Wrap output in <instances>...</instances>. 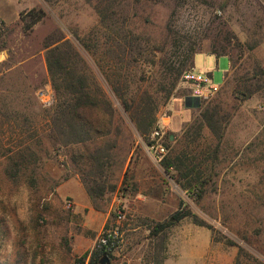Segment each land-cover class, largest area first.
Returning <instances> with one entry per match:
<instances>
[{
	"label": "rangeland",
	"instance_id": "rangeland-1",
	"mask_svg": "<svg viewBox=\"0 0 264 264\" xmlns=\"http://www.w3.org/2000/svg\"><path fill=\"white\" fill-rule=\"evenodd\" d=\"M20 1L43 10L45 17L30 31L22 21L1 30L0 264H75L94 252L100 234L114 225L123 231L124 243L110 264H155L162 237L164 264H235L240 248L239 264H264V0H229L224 11L219 9L224 0ZM123 32L140 36L148 48L142 62L122 70L126 99L147 92L157 100V124L166 126L165 158L178 160L179 170L166 172L146 151L105 79L103 73L115 67L107 49ZM62 39L75 48L74 69L111 107L102 105L91 119L106 127L105 135L82 145L63 144L53 126L60 101L45 45ZM254 44L258 47L250 51ZM188 46L203 52L227 48L235 61L229 70L227 57L195 56L196 73L219 86L201 107L186 106L189 94L181 79L166 97L167 62ZM241 82L259 91L246 99ZM46 86L55 96L52 108L37 98ZM207 106L220 114V143L202 122ZM107 144L113 146L112 161L99 173L89 154ZM20 146L30 147L32 164L13 179L8 169L11 158L19 160ZM88 185L117 190L93 203L81 191ZM76 203L87 206L77 212ZM121 204L125 217L118 222L114 210ZM181 208L212 228L186 218L164 236H151L157 223ZM87 260L90 264V256Z\"/></svg>",
	"mask_w": 264,
	"mask_h": 264
},
{
	"label": "trees",
	"instance_id": "trees-1",
	"mask_svg": "<svg viewBox=\"0 0 264 264\" xmlns=\"http://www.w3.org/2000/svg\"><path fill=\"white\" fill-rule=\"evenodd\" d=\"M44 1L48 4H52L59 0ZM86 1L91 3V0ZM228 1L229 0H224L222 5L219 6V9L224 11L228 6ZM98 14L100 16L102 15L99 11ZM44 17V11L36 8L24 11L20 14V19L23 22V28L25 31L33 29V27ZM124 30L125 29H123V31ZM121 34H119L121 35L119 39H115L106 52L109 59L115 62V67L110 68L108 72L105 71L103 74L109 85L113 88L117 98L123 104L125 111L128 113L137 132L143 138L144 143H149L150 135L157 126V112L159 109L157 100L149 93L144 92L141 98L129 102L126 99V86L121 83L123 78L122 70L125 69L126 65H130L131 62H142L144 53L148 48L145 46L140 36L129 32H123ZM1 37L2 34L0 32V38ZM81 42L87 50H91L87 40H81ZM257 47L258 45L254 44L249 47V50L254 51ZM45 49H47V65L52 85L57 92L60 101L55 116L53 117V126L56 132L63 135L62 143L65 145H82L92 141L96 136L105 135L106 127L104 126L101 128L98 125H95L91 119L93 118L94 110L102 107V105H105L110 109L111 107L106 100L99 99L92 93L87 76L80 75L77 73L76 69H74V55H76V52L71 42L62 39L52 44H46ZM152 53L154 52L152 51ZM198 53H204L202 48L188 46L180 52L178 59L167 62L165 80L168 81V85L170 86V89L167 91V100H169L172 95V91L179 83L183 73L193 67L194 58ZM205 53H210L218 58L229 57L231 60V69H234L235 61L227 48H221V50H219L214 46L211 51ZM229 73L230 71L227 73L225 81ZM239 86L241 88V93H243L246 99H250L259 91V89H254L253 85L248 84V82H241L239 83ZM201 118L203 124L211 130L218 140V143H220L223 139V129L220 114L217 109L207 106L202 112ZM112 148L113 146L111 144H107L104 148H99L89 154L90 162L99 173H102L110 165L112 161L110 150H112ZM12 152L13 150H11V153ZM17 154L19 160L11 158V165L8 169V172L13 179H16L21 175L22 170H27L29 163L32 164L30 160L31 154L29 146H20ZM160 163L168 173L171 168H176L177 170L180 168L178 160L172 158L164 157L160 160ZM195 183L198 182L195 180ZM191 187L193 186H190V188ZM85 188L93 203H96L99 199H103L108 194V191L113 194L117 190V186H111L110 190L101 185H88L85 186ZM184 188L188 189L187 187ZM121 189L127 191L124 186H122ZM186 218L192 219L193 223L198 226L212 228L190 210L185 211L181 208L172 215L169 220L163 223H157L151 229V236L155 238H160L162 235L164 236L168 229H171ZM166 238L167 236L165 239ZM162 240V247L158 246V250L154 255L155 264H164L166 259L164 255V252L166 251L164 237H162ZM242 251L243 249L240 248L235 264H239ZM89 256L90 264H101V261L105 257H108L110 261L114 259V254L107 252L105 249H96L91 254H86L78 259L77 262L84 264Z\"/></svg>",
	"mask_w": 264,
	"mask_h": 264
},
{
	"label": "built area",
	"instance_id": "built-area-1",
	"mask_svg": "<svg viewBox=\"0 0 264 264\" xmlns=\"http://www.w3.org/2000/svg\"><path fill=\"white\" fill-rule=\"evenodd\" d=\"M181 83L188 91V97L193 102L196 99L200 101L210 98L218 89L219 86L212 83L211 79L203 73H196L192 67L185 71L181 77ZM37 98L44 108H52L55 105V96L50 86L40 89L37 92ZM146 151L155 159L161 160L168 154V147L166 142L165 125L159 122L156 128L150 135L149 143H144ZM122 196V194H121ZM68 207H72L71 203L67 204ZM118 218V222L125 217L124 208L121 205H117L114 210ZM124 243V233L117 226L107 227L99 236L96 249H105L107 252L115 254L121 245ZM75 264H81L76 262ZM88 264V260L84 262Z\"/></svg>",
	"mask_w": 264,
	"mask_h": 264
},
{
	"label": "crops",
	"instance_id": "crops-1",
	"mask_svg": "<svg viewBox=\"0 0 264 264\" xmlns=\"http://www.w3.org/2000/svg\"><path fill=\"white\" fill-rule=\"evenodd\" d=\"M33 7H34L33 4L26 3V2H21L20 0H0V32L2 30V25L3 24L7 25V24H9L11 22L21 21L20 14L23 11L32 9ZM204 54L215 56V55H212L210 53H205V52H204ZM216 58L219 59L218 57H216ZM227 58L230 61V69H231V60H230L229 57H227ZM193 68H194V65H193ZM227 73H226V75H227ZM226 75H225V78H226ZM225 78H224V81H225ZM163 124H165V122H163ZM81 191H82V194H84V196L87 198L88 194H87V192H86V190H85V188L83 186H81ZM82 194H81V196H82ZM145 203H148V201L145 202ZM76 205H77V212H79L81 210V207L87 206V205H83V204H80V203H76Z\"/></svg>",
	"mask_w": 264,
	"mask_h": 264
},
{
	"label": "water",
	"instance_id": "water-1",
	"mask_svg": "<svg viewBox=\"0 0 264 264\" xmlns=\"http://www.w3.org/2000/svg\"><path fill=\"white\" fill-rule=\"evenodd\" d=\"M192 102H193V100H191L190 98H187L186 99V105H187V107H190V105H191ZM194 102H195L196 107H199L200 106V100L199 99H196ZM101 264H110L109 258L108 257H105L101 261Z\"/></svg>",
	"mask_w": 264,
	"mask_h": 264
}]
</instances>
